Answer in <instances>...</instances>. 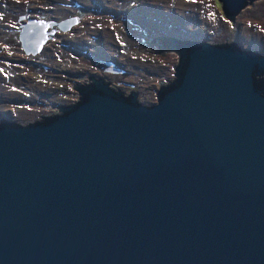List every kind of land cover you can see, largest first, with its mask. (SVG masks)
Masks as SVG:
<instances>
[{
    "label": "water",
    "instance_id": "obj_1",
    "mask_svg": "<svg viewBox=\"0 0 264 264\" xmlns=\"http://www.w3.org/2000/svg\"><path fill=\"white\" fill-rule=\"evenodd\" d=\"M254 0H218L233 21ZM75 18H31L36 56ZM162 38L145 105L94 77L35 123L0 120V264H264V54Z\"/></svg>",
    "mask_w": 264,
    "mask_h": 264
},
{
    "label": "rangeland",
    "instance_id": "obj_2",
    "mask_svg": "<svg viewBox=\"0 0 264 264\" xmlns=\"http://www.w3.org/2000/svg\"><path fill=\"white\" fill-rule=\"evenodd\" d=\"M75 14H83L81 23L36 55L49 67L28 65L16 43L19 17L50 20ZM168 35L210 44L236 42L264 54V0L247 3L233 21L225 18L218 0H0V120L26 125L57 113L56 101L78 98L70 91L76 76L64 69L96 74L101 70L90 62L101 63V55L123 62L124 93L134 91L142 104H155L157 89L173 79L177 55L168 52L163 58L153 52V39Z\"/></svg>",
    "mask_w": 264,
    "mask_h": 264
},
{
    "label": "flooded vegetation",
    "instance_id": "obj_3",
    "mask_svg": "<svg viewBox=\"0 0 264 264\" xmlns=\"http://www.w3.org/2000/svg\"><path fill=\"white\" fill-rule=\"evenodd\" d=\"M83 14H79V15H74V16H70V17H66V18H63V19H57V18H55V19H50V20H53V21H61V20H66V19H71V18H75L76 19V22L73 24V25H71L70 26V29L68 30V31H66V32H62V31H59V29H57L56 28V31H55V33H54V37H58V34L59 33H61V34H63V33H67V32H69V31H72V29L73 28H75V27H77L80 23H81V19H80V16H82ZM28 19H31V18H28L27 16L25 17V16H20L19 17V22H20V25H19V28L21 27V25L23 24V22L24 21H27ZM39 19H42V20H46V21H49L48 19H43V18H39ZM80 27V26H79ZM19 28H16L17 30L19 29ZM81 29H82V27H80ZM81 29H79V28H76V30H77V32L78 33H80L81 32ZM83 30V29H82ZM20 31V30H19ZM84 31V30H83ZM85 32V31H84ZM15 35L18 37L19 36V32L16 34L15 33ZM164 38H179V37H176V36H172V35H168V36H163ZM154 37H152V39H153ZM18 40H19V38H18ZM53 40H55V39H52V40H50L49 42H51V41H53ZM180 40H182V41H192V42H204V41H195V40H191V39H186V38H180ZM15 41H16V38H15ZM18 42L19 41H16V43L18 44ZM231 43V42H230ZM48 44V43H47ZM164 43H162V38L157 42V44H156V47H152L153 48V52H156L158 55H160V56H162L163 58H168V56H166L167 54H168V52H172V51H170L169 49H168V47L167 46H165V45H163ZM51 45H53V46H55L54 44H51ZM212 45H222V44H212ZM19 47H20V49L22 50V47H21V44H20V42H19ZM45 47H46V45H45ZM45 47H44V49H45ZM49 48V47H48ZM155 48H157V49H155ZM56 51H58V49H55ZM249 50H251V49H249ZM252 51H255V50H252ZM87 52H89V53H92V54H95L94 52H91V51H87ZM255 52H257V51H255ZM117 53V52H116ZM115 53V54H116ZM155 53V54H156ZM172 53H174V52H172ZM258 53V52H257ZM103 54H104V52H103ZM117 54H119V53H117ZM176 54V53H175ZM22 55H23V59L25 60V62L28 64V65H39V66H41V67H49V66H47V64L46 63H44V62H42V61H40L38 58H37V56H33V55H27V54H25L24 52H23V50H22ZM177 55V54H176ZM99 56V55H98ZM117 57V56H116ZM177 57V62H176V64H175V66L177 65V63H178V55L176 56ZM100 60H101V63H97L96 61H92V62H90V64L91 65H93L94 67H99L100 68V72H98V73H96V74H94L93 72L91 73V72H87L86 70H82V69H78V71L77 72H69V71H67V70H65L64 69V73L65 74H71V75H74V76H76V78L74 79V82H73V84L70 86V87H72V89L70 88V91L71 92H74V93H76L77 94V99L76 100H74L75 98H73V100H72V102H70V103H66V102H61V101H56V104L55 105H53V110H56V112L58 113V110H59V108L61 107V106H70V105H73V104H75L78 100H79V94H78V91L76 92L75 91V87L76 86H80V85H84V84H82L83 82L85 83V81L86 80H89V78L90 77H94V78H96V79H100V80H103L105 83H107L109 86H110V88H113V90H115V91H120L121 92V94L123 95V96H128L129 94H127L126 92L124 93V90H123V88H122V86H124V82L122 81V77H121V75H122V73H123V70H124V68H123V66H124V64H123V62H120L119 61V59L120 58H116V59H114L115 57L114 56H112V55H110V56H108V55H105V56H103V55H101V56H99L98 57ZM34 60H36V61H34ZM170 60H171V58H170ZM26 64V65H27ZM174 66V67H175ZM141 71H144V69L143 68H139ZM148 73V72H147ZM105 74H112V75H115V77H113V78H106V76H105ZM173 79H174V68H173V77H172ZM56 79H58V78H56ZM64 79L66 80V79H68L65 75H64ZM173 79H170V80H168L167 82H166V85H168L170 82H171V80H173ZM82 82V83H81ZM127 83V82H126ZM75 84V85H74ZM171 84V83H170ZM166 85H164V84H162L161 86H166ZM115 88V89H114ZM160 88V87H159ZM158 88V89H159ZM157 89V90H158ZM134 92V91H133ZM137 95V94H136ZM138 100V99H137ZM139 101V100H138ZM140 102V101H139ZM141 103V102H140ZM146 105V104H145ZM55 112V111H54ZM57 113H55V114H53V115H41L40 116V118H37V119H35V120H33V121H31V122H29V123H35V122H37V121H41V120H44L46 117H49V116H54V115H56ZM43 117H45L44 119H43ZM29 123H27V124H29Z\"/></svg>",
    "mask_w": 264,
    "mask_h": 264
},
{
    "label": "bare ground",
    "instance_id": "obj_4",
    "mask_svg": "<svg viewBox=\"0 0 264 264\" xmlns=\"http://www.w3.org/2000/svg\"><path fill=\"white\" fill-rule=\"evenodd\" d=\"M145 1H147V0H145ZM151 1V0H150Z\"/></svg>",
    "mask_w": 264,
    "mask_h": 264
},
{
    "label": "trees",
    "instance_id": "obj_5",
    "mask_svg": "<svg viewBox=\"0 0 264 264\" xmlns=\"http://www.w3.org/2000/svg\"><path fill=\"white\" fill-rule=\"evenodd\" d=\"M240 47V46H239Z\"/></svg>",
    "mask_w": 264,
    "mask_h": 264
}]
</instances>
